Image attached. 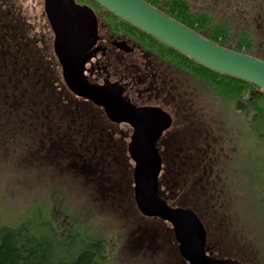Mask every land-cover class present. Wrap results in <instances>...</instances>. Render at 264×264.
Segmentation results:
<instances>
[{"label": "rangeland", "instance_id": "rangeland-1", "mask_svg": "<svg viewBox=\"0 0 264 264\" xmlns=\"http://www.w3.org/2000/svg\"><path fill=\"white\" fill-rule=\"evenodd\" d=\"M186 1L197 9L211 8L216 20H220V23H224L229 28L232 42L234 41L233 32L245 30V33L249 34L252 40L249 52L264 58V0ZM31 7V3L27 0L26 9L30 10ZM153 46L160 53L163 52L164 56L171 58L173 61H178L163 47L156 44ZM46 70H48V73L47 71L41 73L42 71L39 70L35 79L30 80L28 85L19 83V92L28 93L33 89L37 92L39 90L43 96H36L38 99L43 100L39 104H43L38 105L37 103V105L41 107L42 111L47 112L45 107L49 106L51 108V105L58 106V114L61 115L76 109L77 112L75 110L72 112L74 116L81 115L82 118L95 123L97 129L101 128L98 122L101 120L100 116L78 112V110L84 111L86 109L84 105L86 104H82L65 94L60 83L62 81L58 79L57 75L55 81L51 82V67L49 65ZM181 76L184 83V97L187 101L185 105L193 106L192 108L196 109L198 116L192 118L195 119L192 127L189 126L183 130L176 125L166 135L167 140L162 144L165 171L162 176L160 190L167 195L170 202H179L184 205L183 207L194 210L205 228H207V233H209L207 252L210 256L217 259H232L243 264H264V253H257L240 242L236 234L232 232L231 222L223 211L226 195L224 188L225 176L219 167V162L228 147H232L233 150L244 147L245 139L239 131H230L218 124L206 121L203 118L204 109L208 107L209 102H214L222 110L231 111L234 109L237 115L245 120L248 144L263 139L253 136L250 129L251 123L249 124L247 117L235 109L229 93L226 94L220 91L212 82L206 81L204 77H198L190 70H183ZM36 79H41L42 82L35 83ZM32 96L35 97V94H32ZM51 99L54 102L53 104ZM79 104L81 106H77ZM49 107L47 108L48 111L51 110ZM16 114V110L7 114L8 120L0 116V122L9 121L13 124L16 122L14 118ZM43 117L36 119L38 124L34 133H32V130L24 131L23 129L20 134L21 151L16 149L17 141H9L7 144V135L1 134L6 127L2 126L0 128V153L6 157L19 154L25 164L55 170L62 177L68 190H65V187H56L50 193L48 199L35 201L27 207H21L15 214L7 218L0 212V227L13 228L29 221L38 226L39 232L41 224L46 221L55 233L54 241L62 245L61 252L63 254L66 251L71 252L72 237L74 236L71 234L64 239L61 238L65 233L64 230L68 233L72 231L74 234H79L83 241H89L93 238L103 240L106 246L107 264H126V254L139 252L141 246H145L147 251L151 252L157 250L166 252L168 264H185L176 258L169 224L157 219L151 221L152 229L155 230L145 229L143 226V220L135 213L131 203L129 204L127 175L126 171L121 172V167H119L120 170L111 169V172L106 173V170L99 165V159L90 157L80 159L74 156L62 158L61 165L51 166L58 158H55L54 149H51V135L44 129L45 125L42 124L44 121L46 124L49 121L51 122V112L43 114ZM65 117L67 122H71L70 117ZM43 130H45L44 133ZM57 132L61 134L64 131L59 130ZM29 135L32 136L28 137ZM38 135L39 137H37ZM217 144L218 147H216ZM22 145L24 149H22ZM210 148H213L215 156L202 165L205 160L203 158H206ZM129 164L133 165L131 161H129ZM194 175L197 177L192 183L193 186L189 189L187 187L191 180H189V183L187 180L189 177L192 179ZM78 176L84 177L83 185L78 184ZM89 186L94 190L92 199L97 207L114 208L121 216L126 229L121 235H112L100 223H91L89 218L77 216L74 213L73 207L80 198L79 193L88 189ZM186 189H189V191L186 192ZM164 234L168 236H163Z\"/></svg>", "mask_w": 264, "mask_h": 264}, {"label": "flooded vegetation", "instance_id": "flooded-vegetation-1", "mask_svg": "<svg viewBox=\"0 0 264 264\" xmlns=\"http://www.w3.org/2000/svg\"><path fill=\"white\" fill-rule=\"evenodd\" d=\"M29 2L32 7L27 10V0H0V98L5 97L6 85L10 84L17 89L20 87L19 83L28 85L30 80L35 79L39 70L42 71L41 73L44 71L48 73L46 70L48 65L51 67V82L55 81L57 76L63 82L61 67L53 48L54 33L45 15L43 0H29ZM74 2L79 6L90 8L97 23L96 41L92 48V54L84 67L87 82L92 85L114 84L120 89L123 98L131 105L138 108H159L171 117L170 127L162 133L155 144L161 158L158 192L170 206L183 207L184 205L179 202H170L167 195L160 190L165 171L162 144L167 140L166 135L176 125L183 130L189 126L192 127L195 122V119L192 118L198 116L196 109L192 108L193 106L185 105L187 101L184 97V83L181 76L184 70L182 63L164 56L163 52L160 53L158 49L152 47L155 43L130 29L92 0H74ZM36 82H42V80L36 79ZM62 82L60 83L65 94L86 104L84 105L86 109L78 110V112L100 116L102 122L99 118L98 122L101 128L97 129L95 123L82 118L81 115L74 116L72 112L73 110L77 112L76 109L61 115L58 114V106L45 107L47 112L42 111L38 105L26 108L19 106L16 111L15 123L0 122V128L6 127L3 135H7L8 140L5 139L7 144L9 141H17L16 149L21 151L20 134L23 129L24 131L32 130L34 133L38 124L36 119L51 112V122L46 124L44 121L42 124L51 135V149H54L55 158L61 159V157L68 156L80 159L84 157L97 158L99 165L106 170V173L111 172V169L120 170L119 167H121V172L126 171L127 175L129 204L131 203L135 213L143 220L145 229H152L151 221L157 219L142 216L137 211L133 199V165L129 164L131 159L128 153L132 128L125 123L109 121L101 108L88 100L75 96ZM20 94L23 95V93ZM64 98L66 99L65 95ZM51 103H54L52 99ZM56 104L58 103L56 102ZM77 106H81V104ZM48 107L51 109L50 111L47 110ZM12 111L1 106V117L7 118V113H12ZM65 116L70 117L71 122H67ZM59 130L64 132L59 134L57 132ZM42 135L44 136V134ZM22 149H24L23 145ZM203 159L205 160L202 165L206 162V158ZM196 177L194 175L192 179L188 178L187 182L189 183L191 180V183L187 188L190 189L193 186L192 183ZM189 189H186V192ZM163 236L168 235L164 234ZM171 239L172 242L174 241L176 258L187 264L179 256L173 234ZM84 243L85 241L80 240L79 247H82ZM145 250H147L145 246L139 248V252Z\"/></svg>", "mask_w": 264, "mask_h": 264}, {"label": "water", "instance_id": "water-1", "mask_svg": "<svg viewBox=\"0 0 264 264\" xmlns=\"http://www.w3.org/2000/svg\"><path fill=\"white\" fill-rule=\"evenodd\" d=\"M92 1L192 62L264 92L263 61L216 45L142 0ZM43 7L54 33L53 48L68 90L100 107L109 121L125 123L133 130L128 153L134 164L133 197L140 214L170 224L178 253L188 264H242L207 255V233L197 215L190 209L169 206L158 194L161 158L155 144L170 127L171 117L159 108L131 105L114 84L87 82L84 67L97 35L92 10L74 0H43Z\"/></svg>", "mask_w": 264, "mask_h": 264}, {"label": "clouds", "instance_id": "clouds-1", "mask_svg": "<svg viewBox=\"0 0 264 264\" xmlns=\"http://www.w3.org/2000/svg\"><path fill=\"white\" fill-rule=\"evenodd\" d=\"M203 118L227 130L239 131L245 139L244 147L235 150L228 147L219 162L225 176L223 211L240 242L257 253H264V140L248 144L245 120L234 109L222 110L209 102ZM247 122L251 123V114ZM77 180L83 185V176ZM56 187L68 190L55 170L25 164L19 154L6 157L0 153V212L5 218L21 207L48 199ZM93 191L89 186L79 193L74 213L89 218L91 223H100L112 235H121L126 230L121 216L114 208L97 207L92 199ZM125 259L126 264H168L167 253L162 250L127 253Z\"/></svg>", "mask_w": 264, "mask_h": 264}, {"label": "trees", "instance_id": "trees-1", "mask_svg": "<svg viewBox=\"0 0 264 264\" xmlns=\"http://www.w3.org/2000/svg\"><path fill=\"white\" fill-rule=\"evenodd\" d=\"M143 1L216 45L234 52L250 55L264 62L263 57L261 58L259 55L249 52L250 45L252 44L249 34L245 33V30L233 32L234 41L232 42L229 28L224 23H220V20H216L211 8L197 9L192 7L186 0ZM118 20L142 35L145 39L166 49L173 57L179 59L178 61L182 63L184 70H190L200 78L204 77L206 81L212 82L220 91L226 94L229 93L231 101H233L234 107L238 112L246 117L251 114L250 129L253 136L264 140V92L250 83L212 72L153 39L151 36L139 31L130 24L120 19ZM6 86L4 89L6 92L4 93L5 97L0 98V109L1 106H5L7 110L17 111V107L19 106L26 108L37 105V103L38 105L43 104H39L43 100L38 99L36 96H43L39 90L37 92L33 89L21 95L20 93H16L19 91V88L17 89L10 84ZM32 94H35V97ZM0 116L2 115L0 114ZM7 118L5 119L8 120ZM14 118L16 119V116ZM3 133L1 134L3 135ZM218 146L217 144L216 147ZM214 156V150L210 148L206 156V162L210 161ZM61 162L62 157L61 159L58 158L51 166L61 165ZM37 227L36 224L29 221L13 228L1 226L0 264H107L106 246L103 240L93 238L85 241L82 247H79L81 240L79 234H74L72 231L68 233V231L64 230L65 233L61 238L64 239L71 234L74 236L72 237L71 252L68 253L69 251H66L63 254L61 252L62 245L54 241L55 233L51 229V225L44 221L41 224L39 232Z\"/></svg>", "mask_w": 264, "mask_h": 264}]
</instances>
